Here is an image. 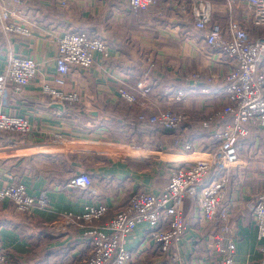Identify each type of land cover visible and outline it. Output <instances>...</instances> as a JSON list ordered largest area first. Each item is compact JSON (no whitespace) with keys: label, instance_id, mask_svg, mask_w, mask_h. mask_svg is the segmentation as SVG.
Listing matches in <instances>:
<instances>
[{"label":"crops","instance_id":"obj_1","mask_svg":"<svg viewBox=\"0 0 264 264\" xmlns=\"http://www.w3.org/2000/svg\"><path fill=\"white\" fill-rule=\"evenodd\" d=\"M1 1L16 12L13 22L26 28L29 35L12 33L5 37L0 30V62H5L9 54L24 55L32 57L41 70L20 92L9 88L0 102L2 113L23 116L31 126L26 134L0 132V187L21 183L31 196L46 191L49 207L21 214L11 203H1L0 249L12 259L9 264H74L87 258L92 246L82 229L58 227L59 216L104 204L110 217L125 207L132 194L162 191L169 181L170 163L182 157L176 154L179 151L175 146L181 145V138L195 143L200 134L201 120L197 122L195 114L203 110L210 113L223 101L220 84L202 81L209 73L224 75L230 67L216 50L202 42L189 17L174 18L171 0H157L166 6L161 15L154 9L133 13L127 0H68L61 8L50 0H21L19 4ZM213 2L217 6L215 18H227L223 0ZM75 14L81 19H73ZM88 14L96 16L100 31L105 22L109 23L108 16L118 15L125 32H115L113 27L106 36L108 55L95 53L88 69L74 68L65 76L59 89L76 93L79 102H56L42 93V85H52L55 74L56 38L78 20L82 26H89L82 20ZM235 17L240 19L237 14ZM149 62L154 67L145 83L149 88L146 97L141 105L127 104L118 90L123 87L139 99L135 86ZM192 72H199L200 82L188 81L189 95L184 104H168L169 91L184 88ZM168 106L187 115L179 130L166 133L150 127L139 132L133 127L138 124L135 118L139 113L150 114ZM201 139L206 146L210 134ZM257 140H252V146L248 141L242 146L260 150ZM236 163L226 203L233 227L227 237L235 245L232 264H259L247 200L252 194L264 193V168L255 172L259 174L256 176L246 168L247 160L238 159ZM79 172L90 176L93 192L68 186ZM181 205L188 229L176 245L178 254L188 264L214 262L217 255L210 246L211 229L200 218L197 204L184 199ZM124 247L131 256L126 264H168L145 223L125 237Z\"/></svg>","mask_w":264,"mask_h":264},{"label":"built area","instance_id":"obj_2","mask_svg":"<svg viewBox=\"0 0 264 264\" xmlns=\"http://www.w3.org/2000/svg\"><path fill=\"white\" fill-rule=\"evenodd\" d=\"M20 3V0H14ZM59 6L68 0H56ZM227 18H215L217 6L212 0H171L174 18L191 19L202 42L219 54L230 67L224 75L209 73L202 81L205 84H220L223 101L199 122V127L216 139L212 151H195L194 141H181L177 145L176 158L169 166V181L158 192L132 194L123 209L107 217L104 204L85 206L78 214L65 213L59 216L58 227L80 228L92 249L87 258L74 264H126L130 253L124 247L125 237L140 223L149 227L157 244L158 252L165 256L168 264H188L177 252L176 245L188 229L182 201L189 199L197 204L202 221L209 226L210 246L217 255L210 264H232L235 245L227 236L232 235L227 208L228 192L232 185L233 165L239 159L240 143L250 134L264 132V35L252 37L248 24L264 29V0H223ZM130 9L148 11L154 9L161 15L166 6L157 0H127ZM239 15L238 20L235 16ZM235 15V16H234ZM17 14L8 10L0 0V30L9 34L28 36L26 28L12 20ZM108 55L106 40L87 30L66 32L56 38V54L53 59L55 74L52 85L43 84L42 93L56 102L73 105L79 102L76 93H66L59 88L74 68L88 69L94 54ZM154 67L149 62L135 88L139 99L125 88L118 90L120 98L127 104H142L149 88L146 81ZM41 66L29 56L9 54L0 62V102L12 88L20 92L40 73ZM188 81L200 82L199 72L188 75L184 88L169 91L168 104H184L189 92ZM137 121L152 128L172 131L187 121L184 111L171 107L154 113L141 112ZM0 132L26 134L31 132L28 120L23 116L7 115L0 110ZM213 139V140H214ZM212 140V141H213ZM129 151V150H128ZM68 186L81 191L93 192V181L85 172L75 174ZM11 203L14 210L29 214L33 208L46 210L49 200L46 191L31 196L21 183H10L0 187V204ZM258 241L259 264H264V193L252 194L247 200ZM8 253L0 249V264H9Z\"/></svg>","mask_w":264,"mask_h":264},{"label":"rangeland","instance_id":"obj_3","mask_svg":"<svg viewBox=\"0 0 264 264\" xmlns=\"http://www.w3.org/2000/svg\"><path fill=\"white\" fill-rule=\"evenodd\" d=\"M20 3H21V0H20ZM50 3L52 5L53 4L54 5H58V7L61 8V6H59V4L55 2V0H50ZM17 4H19V3H17ZM57 11H59V10H57ZM109 18H110L109 23L105 22L104 29L102 31H100L99 28H98V24H97L98 21L96 20V16H94V15L92 16L91 14H88L87 16L85 15V17H83L82 20H84V24H88L90 27L87 26V25L82 26L83 23L80 20H78L77 22H74L72 24L73 26H67V27H70L71 29L68 30V31L66 30V32H75V31H80V30H87L88 32H93L95 35L99 36L101 39L108 41L106 36H110L109 32L112 30L113 27L115 28V32H117V31L125 32V29H124V26H123V20L122 21L119 20L120 16L116 15L115 18H113L110 15L106 19H109ZM73 19H81V18L79 17V15L76 16V14H75ZM117 20H119V21H117ZM247 27H248L249 33H250V35L252 37H258V36L264 35V29H262V28H258V27L254 28L250 24H248ZM203 112H204V110L203 111H199L198 114H195L196 120L197 119H199V121L203 120L202 119L203 116L205 117L206 114L207 115L210 114L208 112H204V113ZM197 122H198V120H197ZM199 131H200V134H199L198 137H197V135L195 133V135L197 137L196 140H195V143H196L195 147L199 148L200 151H203L205 149H208L207 151L214 150L216 148V144H217V142H215L216 139L211 138L210 141H208L209 143L205 146L204 144L206 142H205L204 139H201V137H205L206 132H204L202 129H200ZM253 134L254 135L248 136L245 140H248V144H251V146H252V140H254L255 137H258L257 141H258L260 150L255 148V147H254L255 151L253 149H251L252 147L250 149H248L249 147L247 149H245L241 145L242 149L240 148L239 159L247 160L248 164H247L246 168L252 169L251 171L253 173H255V172H258V170H261L262 168H264V152H263L264 151V142H262V139H264V132L262 131L260 133H253ZM179 146H181V145H179ZM163 156L167 157L168 154L164 153ZM177 158L179 159V157H177ZM235 164H237V163H234L233 165H235ZM255 174H256V176H259L258 173H255ZM10 262H12V259L10 260Z\"/></svg>","mask_w":264,"mask_h":264},{"label":"trees","instance_id":"obj_4","mask_svg":"<svg viewBox=\"0 0 264 264\" xmlns=\"http://www.w3.org/2000/svg\"><path fill=\"white\" fill-rule=\"evenodd\" d=\"M131 12H133V13H138V9H131L130 10ZM136 119V123H138V124H136V126H133V127H135V130L136 131H139V132H142V131H144V130H147V129H149L150 128V126H146L145 124H141V123H139L138 121H137V118H135ZM140 125H142V126H140ZM183 125V124H182ZM181 125V126H182ZM181 126L179 127V128H181ZM152 128V127H151ZM179 128H177L176 130H172V131H167V130H164V132H166V133H169V132H174V131H177V130H179ZM153 130L155 129H157V128H152ZM163 130V129H162ZM251 135H254V134H250L249 136H251ZM257 136V135H256ZM176 139V138H175ZM181 139H183L184 141H190L189 139H184V138H181ZM178 140V139H177ZM248 140H243L241 143H240V147H241V145L243 144V143H246ZM248 144V143H247Z\"/></svg>","mask_w":264,"mask_h":264},{"label":"bare ground","instance_id":"obj_5","mask_svg":"<svg viewBox=\"0 0 264 264\" xmlns=\"http://www.w3.org/2000/svg\"><path fill=\"white\" fill-rule=\"evenodd\" d=\"M236 162H238V161H236ZM236 162H235V163H236Z\"/></svg>","mask_w":264,"mask_h":264}]
</instances>
